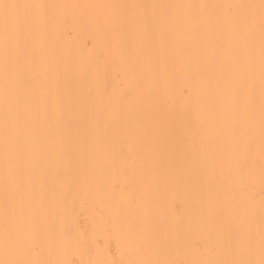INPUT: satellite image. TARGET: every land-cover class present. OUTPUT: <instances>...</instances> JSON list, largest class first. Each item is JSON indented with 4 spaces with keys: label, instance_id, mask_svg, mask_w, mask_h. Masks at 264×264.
I'll return each instance as SVG.
<instances>
[{
    "label": "bare ground",
    "instance_id": "6f19581e",
    "mask_svg": "<svg viewBox=\"0 0 264 264\" xmlns=\"http://www.w3.org/2000/svg\"><path fill=\"white\" fill-rule=\"evenodd\" d=\"M48 5L43 46L22 48L21 63L35 58L26 94L48 97L71 133L74 179L57 185L51 164L46 182L62 194L52 225L51 252L61 264L119 260L129 223L164 245L171 259L196 260L218 254L227 236L229 200L239 187L256 194L259 228V140L253 179L240 176L225 161L213 160L219 141L214 133L228 123L224 89L210 93L203 54L190 46L186 32L172 45L158 35L142 40L137 29L114 34L117 9L86 7L131 4H259L260 0H5ZM133 16L138 10L128 9ZM181 14L183 10H180ZM122 39L118 46L117 39ZM182 49V55L176 50ZM206 54V53H205ZM43 56V60L41 57ZM139 60L134 69L130 60ZM51 71L46 79L42 69ZM259 89L257 78V106ZM3 70L0 64V233L3 230ZM136 204L129 207L127 198ZM218 207L225 209L223 220ZM113 220L120 223L114 230ZM0 258H3L0 251Z\"/></svg>",
    "mask_w": 264,
    "mask_h": 264
},
{
    "label": "snow or ice",
    "instance_id": "6c2138e0",
    "mask_svg": "<svg viewBox=\"0 0 264 264\" xmlns=\"http://www.w3.org/2000/svg\"><path fill=\"white\" fill-rule=\"evenodd\" d=\"M48 5L8 3L0 0V64L3 70V230L0 233V264H61L45 259L47 245L51 252L52 225L62 203V194L49 189L46 178L51 164L57 168V185L71 182V156L74 152L71 133L62 125L55 109L49 115L48 97H30L26 83L31 79L30 66L35 58L21 63L22 48L43 46V26L48 19ZM117 9L111 25L120 36L131 27L145 42L156 35L161 48L172 45L173 38L186 32L190 46L203 54L205 70L210 77V93L225 91L228 123L217 129L219 141L213 160L227 161L240 176L253 179L257 136L259 140L261 192L259 228L256 221V194L240 184L238 200H229L227 236L217 242L218 254L196 260L171 259L164 255V245L129 223L121 243L119 260L97 259L87 264H264V0L259 4H131L95 5ZM128 9L138 10L130 16ZM180 10H183L181 14ZM118 46L122 39L118 37ZM206 53V54H205ZM183 50L177 49L176 55ZM43 60V56L41 57ZM139 60H130L138 67ZM46 79L52 73L42 69ZM257 78L259 104L257 106ZM129 207L136 201L128 197ZM225 209L216 214L222 220ZM111 227L119 229L118 220Z\"/></svg>",
    "mask_w": 264,
    "mask_h": 264
}]
</instances>
